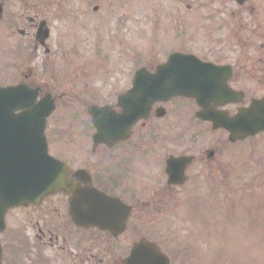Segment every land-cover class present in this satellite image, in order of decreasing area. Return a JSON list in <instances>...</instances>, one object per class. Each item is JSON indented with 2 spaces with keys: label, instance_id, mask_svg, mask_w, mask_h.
<instances>
[{
  "label": "flooded vegetation",
  "instance_id": "1",
  "mask_svg": "<svg viewBox=\"0 0 264 264\" xmlns=\"http://www.w3.org/2000/svg\"><path fill=\"white\" fill-rule=\"evenodd\" d=\"M0 1L4 8L9 3ZM207 2L216 4L215 1ZM38 3L45 4L41 11L44 16L39 14ZM61 4V0H37L32 5L24 2L25 10L34 13V16L28 17L27 27L33 29L34 33L17 29L19 41L8 42L7 48L1 47L5 43L3 37L6 35L9 38V30L14 25L0 26V86L27 84L37 90V100L49 94L56 105L53 114L63 121L65 103L77 104L74 118L79 121L74 120V131L69 134L59 126L53 128L51 133L54 137L49 138L48 151L67 165L68 179L77 188L75 211L80 215V220L78 223L72 220L69 212L72 194L64 192L49 195L37 205L8 209L3 216L0 213L2 264H123L133 243L142 238L151 240L155 223L146 217L151 209L153 215L160 211L161 203L165 202L161 198V190L169 194L166 197L172 203L175 195L178 196L179 190H183L190 179L200 183L215 179L216 175L222 177L224 164L215 160L221 153L225 154L228 145L242 141L230 144L226 140L227 133L216 130L213 133H218L219 137L213 144H200L201 136L194 132L197 129L193 127L208 130L211 124L196 118L201 108L194 99L178 97L153 103L147 117L134 122L129 134L124 132L128 135L125 140L118 138L114 142L112 136L108 135L107 143L94 144L92 138L95 129L83 105L100 103L102 91L93 88L78 89L75 93L63 90L61 71L58 67L55 69V65L63 60V54L58 51L55 55L49 47L50 29L44 17L49 7H60ZM227 4L233 6L229 13ZM217 8L215 14L205 16L204 26L199 27L205 31V38L200 39L198 32H193V28L183 22L167 38L170 41L168 47L160 50L163 55L161 61L153 60L146 67L138 55L124 85L118 90L112 91L110 85L114 86L113 82L106 81L105 87L109 85L106 94L110 101L104 104L119 113L118 97L127 95V107L129 102H133V108L137 109L139 96L136 98L130 91L135 70L145 66L154 72L156 66L172 53L194 55L203 63L219 67L208 74L210 83L226 88L227 94L208 102L209 112L233 116L253 100L264 98V0H247L243 3L219 0ZM20 14L25 16L24 13ZM5 18L10 24L19 21L18 14ZM41 22L49 30L48 38L43 43L41 38H35ZM196 40L204 41L199 44ZM39 50L43 52L42 55ZM5 78H11V82L6 83ZM77 83L79 85V81ZM225 99L224 104H219ZM83 111L86 117L80 118ZM63 129L72 136L73 141L77 136V143L65 144ZM169 157L190 158L179 168L180 174L176 168H171L172 174L176 175L175 181L185 179L182 184H167L166 161ZM226 167L234 171L232 166ZM160 184L162 187L158 188ZM99 193L130 207L126 222L125 205L117 202L112 222L101 227L96 224L97 219L103 220V216L96 212L95 200L100 198ZM145 194L149 197L148 202L144 200ZM155 199H159L157 203L153 202ZM155 207H159V210Z\"/></svg>",
  "mask_w": 264,
  "mask_h": 264
},
{
  "label": "rangeland",
  "instance_id": "2",
  "mask_svg": "<svg viewBox=\"0 0 264 264\" xmlns=\"http://www.w3.org/2000/svg\"><path fill=\"white\" fill-rule=\"evenodd\" d=\"M23 1L31 5L37 2ZM61 1L60 7H49L44 17L48 20L52 53L57 55L59 51L63 54V60L55 65V69L58 67L61 71L65 91L75 93L78 89H100L102 98L99 104L110 101L106 94V87L109 86L105 87L106 81L113 82L115 87L110 85L112 91L118 90L124 85L138 55L146 67L150 66L148 62L161 61L163 55L160 50L168 47L170 41L167 38L183 22L187 27H192L193 32L197 31L200 39L205 38V31L199 27L204 26L205 16L215 14L219 2ZM207 1H215L216 4L211 5ZM24 2L9 0L5 6L6 15L18 14L19 21L15 24H10L7 19L1 22L3 28L14 25L9 30L10 39L6 35L3 37L5 43L1 44L2 48H7L8 42L19 41L17 29L34 33L33 29H27L28 17L34 16V13L25 10ZM95 5L98 8L93 11ZM37 6L39 14L44 16L41 11L45 4L38 3ZM232 7L231 4L226 5L228 13ZM203 41L196 40V43L202 44ZM39 54L43 52L39 50ZM5 82L10 83L11 78H5ZM74 109L78 110L75 102L65 103V120H53L57 115L50 119V139L54 137L51 130L57 126L69 134L74 131L75 118L72 120L70 117ZM85 117L83 111L80 118ZM193 129H197L194 132L200 134V144L204 146H210L219 137L218 133L209 129L195 126ZM65 130L62 137L65 144L77 143V136L73 141ZM215 161L225 165L222 178L216 175L215 179L200 183L190 179L185 188L179 190L178 196L175 195L172 203L166 197L169 194L161 190V198L165 202L161 203L156 215L151 209L146 217L157 224L153 240L166 245L173 264H264V135L228 147L225 154L221 153ZM226 165L232 166L234 171H230ZM159 199L153 202L157 203ZM144 200L148 202V195L145 194ZM155 209L159 210V207Z\"/></svg>",
  "mask_w": 264,
  "mask_h": 264
},
{
  "label": "water",
  "instance_id": "3",
  "mask_svg": "<svg viewBox=\"0 0 264 264\" xmlns=\"http://www.w3.org/2000/svg\"><path fill=\"white\" fill-rule=\"evenodd\" d=\"M1 11L0 7V17ZM41 35L44 39L47 36L46 31ZM177 58L178 55L169 58L166 64L157 68L155 74H149L143 68L136 72L134 83L140 81L144 86V99L141 104L144 116L156 100L184 96L202 103L204 98L213 97L220 89L206 84L207 72L215 71L212 66L198 64L178 70L172 66ZM35 95V90L23 85L0 89L1 215L8 208L38 203L55 191H74L66 181L65 168L47 153L44 128L46 117L53 110V102L42 99L34 103ZM105 109L91 106L89 110L94 124L101 130V133L94 136L99 141L104 140L106 124L103 119L96 124L95 115ZM16 111L19 112L15 113ZM198 116L211 121L213 129L226 130L228 139L233 142L264 131V99L253 101L248 108L239 110L231 118ZM101 201L104 203L103 216L108 217L115 206L105 200ZM70 210L75 217L73 210ZM124 264H168V260L154 243L142 240L133 245Z\"/></svg>",
  "mask_w": 264,
  "mask_h": 264
}]
</instances>
